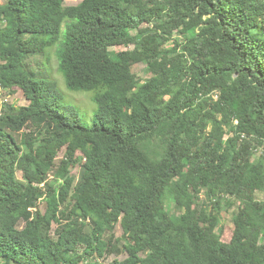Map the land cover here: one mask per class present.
I'll list each match as a JSON object with an SVG mask.
<instances>
[{"label":"trees","instance_id":"trees-1","mask_svg":"<svg viewBox=\"0 0 264 264\" xmlns=\"http://www.w3.org/2000/svg\"><path fill=\"white\" fill-rule=\"evenodd\" d=\"M54 46L91 124L29 68ZM260 192L264 0L0 3V264H264Z\"/></svg>","mask_w":264,"mask_h":264},{"label":"rangeland","instance_id":"rangeland-1","mask_svg":"<svg viewBox=\"0 0 264 264\" xmlns=\"http://www.w3.org/2000/svg\"><path fill=\"white\" fill-rule=\"evenodd\" d=\"M4 0H0V3H3ZM81 0H64V5H77ZM143 28L147 25H141ZM119 51L125 50L124 47H116ZM57 46L51 48H44L36 55L28 57L29 68L34 72H42L48 79L54 80L56 82L55 94L58 96L60 105L64 111L68 114L75 113L79 119L86 124H91L94 120V115L97 109V105L92 99V93L87 91H70L67 89L64 77L58 69V59L56 57ZM134 71L138 72L140 76H143L142 66H135ZM2 100H8L14 105H26L29 101L25 98L23 92L19 88H15L13 93H8L4 91L1 97ZM65 147H62L58 153V159L63 157ZM79 170L78 165L70 169V173L77 175ZM20 175V174H18ZM259 200H264V192L258 193ZM40 206H43L41 203ZM177 206V205H174ZM24 223H21L22 226ZM56 225H52L51 233H54ZM221 239L228 242L232 236L233 232V223L230 218V214L227 212L223 213L221 220ZM115 236H121L122 229L120 224H117L114 231ZM125 256L124 253L118 256L119 259H122ZM114 258V255L106 256L103 258V262L111 261Z\"/></svg>","mask_w":264,"mask_h":264},{"label":"clouds","instance_id":"clouds-1","mask_svg":"<svg viewBox=\"0 0 264 264\" xmlns=\"http://www.w3.org/2000/svg\"><path fill=\"white\" fill-rule=\"evenodd\" d=\"M59 69V68H58ZM63 76V75H62ZM54 81V80H53ZM56 83V82H55ZM67 87V86H66ZM68 89V88H67Z\"/></svg>","mask_w":264,"mask_h":264}]
</instances>
